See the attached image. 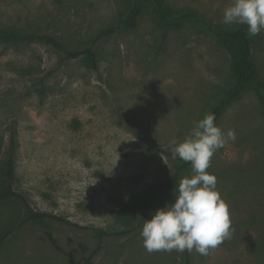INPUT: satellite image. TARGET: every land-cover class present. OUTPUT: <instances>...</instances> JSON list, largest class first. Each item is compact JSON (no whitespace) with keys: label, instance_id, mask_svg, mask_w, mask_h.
Segmentation results:
<instances>
[{"label":"rangeland","instance_id":"1","mask_svg":"<svg viewBox=\"0 0 264 264\" xmlns=\"http://www.w3.org/2000/svg\"><path fill=\"white\" fill-rule=\"evenodd\" d=\"M224 24L232 0H163ZM123 0H0V27L50 35L68 50L91 47L96 68L40 42L0 41V165L16 143L13 188L30 206L79 225L24 222L0 245V264H81L97 239L88 228L128 232L105 237L90 264H181L182 252L146 251L135 216L119 213L146 185L170 175L171 140L183 141L207 103L230 79V57L198 24L163 28L146 3L137 25L117 23ZM264 78V30L253 45ZM234 129L209 173L229 207L231 237L191 264H264V116L248 90L222 113ZM191 174V167L185 176ZM174 195L154 200L146 219ZM23 206L0 199V229L21 222Z\"/></svg>","mask_w":264,"mask_h":264},{"label":"trees","instance_id":"2","mask_svg":"<svg viewBox=\"0 0 264 264\" xmlns=\"http://www.w3.org/2000/svg\"><path fill=\"white\" fill-rule=\"evenodd\" d=\"M146 3H149L156 22L164 29L157 49L163 44L168 29L178 27L186 21H191L203 28V30L206 31L209 36H211L213 40L223 47L229 54V82L220 95L216 96L212 101L206 104L204 110L199 116V120L202 119L205 114L213 113L215 115V122L219 125V119L225 109L248 90H251L256 94L264 116V78L259 75L253 55V45L255 44L258 35L250 37L247 34L246 25L213 24L192 9H183L181 11L173 10L167 6L163 0H123V7L118 13L117 23L113 26L101 29L95 37L96 40L108 37L121 27L124 29L134 28L137 25L138 18L142 14ZM0 41L5 43L40 42L50 45L57 51L64 53L68 58L81 57L87 67L93 69L96 68V54L91 47L82 50H68L58 39L50 35L38 34L33 31L26 32L15 26H8L0 27ZM15 150L16 143L14 138H11L6 157L0 165V199H14L19 202L23 206L24 218L21 222L16 223L12 221L7 226L0 229V245L24 222L44 223L47 220H52L64 223L70 227L87 228L80 227L62 216L33 209L26 198L13 188L15 175ZM190 167V163H186L179 158H176L170 175L158 180L154 184L146 185L138 191L132 199L124 203L117 201L119 213L126 215L127 217L135 216L137 218V225H140L148 216L156 197L166 193L174 195L175 187ZM88 229L92 231L94 237L97 239V243L81 264L91 263L92 259L101 248L100 241L103 238L120 237L128 232L127 229L121 231H108L95 227H90ZM260 241L262 248H264V228L261 233ZM181 264H191V252H188L187 250L182 252Z\"/></svg>","mask_w":264,"mask_h":264},{"label":"clouds","instance_id":"3","mask_svg":"<svg viewBox=\"0 0 264 264\" xmlns=\"http://www.w3.org/2000/svg\"><path fill=\"white\" fill-rule=\"evenodd\" d=\"M223 23L246 25L250 37L264 30V0H232L224 9ZM234 129L226 132L216 124L213 113L197 121L183 141L169 143L173 158L191 164V174L174 189V202L166 203L144 219L140 236L149 253L195 250L208 256L231 237L227 203L217 190V178L209 173L215 152L229 141Z\"/></svg>","mask_w":264,"mask_h":264}]
</instances>
